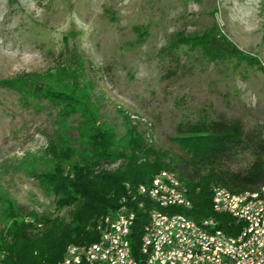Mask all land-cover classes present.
Returning <instances> with one entry per match:
<instances>
[{"label": "rangeland", "instance_id": "obj_1", "mask_svg": "<svg viewBox=\"0 0 264 264\" xmlns=\"http://www.w3.org/2000/svg\"><path fill=\"white\" fill-rule=\"evenodd\" d=\"M214 26L247 61H212L184 42ZM61 69L73 74L67 83L90 90L101 122L118 137L126 123L136 125L166 162L184 153L174 139L193 123L240 120L245 132L264 137V0H0V233L7 240V200L24 208L34 232L70 219L72 209L59 207L36 173L46 167L49 141L73 138L79 117L63 126L58 106L2 83ZM252 158L244 150L229 164L239 170Z\"/></svg>", "mask_w": 264, "mask_h": 264}, {"label": "trees", "instance_id": "obj_2", "mask_svg": "<svg viewBox=\"0 0 264 264\" xmlns=\"http://www.w3.org/2000/svg\"><path fill=\"white\" fill-rule=\"evenodd\" d=\"M184 42L200 49L212 61L248 59L217 26ZM167 51L178 65L179 59L171 48ZM69 77L73 74L61 69L45 77L24 73L2 82L24 99L46 100L58 106L56 117L63 126L69 117H79L73 138L59 134L57 140L49 141L43 158L46 167L36 173L44 188L55 194L59 207L72 209L69 221L56 220L41 232H34L24 208L7 200L3 212L10 237L7 240L0 233L3 264H61L67 245L98 241L100 221L128 201L137 209L129 238L131 249L137 254L141 229L147 219L140 206L152 204L136 194L135 187L148 183L163 168L176 173L192 203L188 210L173 211L197 223L211 218L224 233H238L239 223L230 215L213 210L211 188L218 185L236 194L264 184L261 132H245L240 120L219 118L193 123L174 139L184 153L166 162L164 151L148 142L136 125L126 123L124 135L118 137L113 126L100 121L99 108L93 104L90 90L76 82L67 83ZM244 150L251 152L252 160L244 168L233 170L229 163Z\"/></svg>", "mask_w": 264, "mask_h": 264}, {"label": "bare ground", "instance_id": "obj_3", "mask_svg": "<svg viewBox=\"0 0 264 264\" xmlns=\"http://www.w3.org/2000/svg\"><path fill=\"white\" fill-rule=\"evenodd\" d=\"M156 180H164V182H166V188L172 193V198L158 194V191H163V183H158ZM212 188H215V193L225 195L229 203L256 202V204H261V210L257 211L256 225H251V222L240 223L238 233L235 235L224 233L217 227V222L211 218H207V221L210 225H215V228H212L210 225L195 226V233L199 235L212 234L213 244L210 242H199V236H191V243H197V249L201 252H206L207 255H213L214 258L222 260L223 263H231L232 254H243L248 252L249 244L253 236L257 235V237H264V184L256 190H247L236 194H233L226 188L218 185H215ZM135 192L150 201L148 204H152V207L140 206L141 209L147 213V219L144 222L142 229H147L149 222L153 220H156L158 224H200L183 213L173 211V209L176 208L185 210L190 209L191 201L187 197V189L185 185L176 173L171 170H159L148 183L137 185L135 187ZM212 203L215 209V205H218V198H212ZM120 207L115 209L116 211L114 214L111 213L105 215L98 224L97 230L100 231V238L99 240L97 239L98 241L87 245L69 246L61 264H75V260H68V258H78V250L76 249L79 247H81V249H88L95 244H103L107 237V233L112 229L113 219L124 218V214H128L127 205H121ZM118 238L119 239H116V247L119 251V259L127 260L130 256H133L130 258V264H140L141 254L133 253L129 242L130 234L127 233L126 227L118 228ZM152 260H159V250H152ZM0 264H3L1 262V257ZM94 264H109V261H106V256H97L94 257ZM152 264H159V261H152ZM160 264H172V262L160 261Z\"/></svg>", "mask_w": 264, "mask_h": 264}, {"label": "built area", "instance_id": "obj_4", "mask_svg": "<svg viewBox=\"0 0 264 264\" xmlns=\"http://www.w3.org/2000/svg\"><path fill=\"white\" fill-rule=\"evenodd\" d=\"M156 181L163 183V191H158V194L172 198V193L166 188V182L164 180ZM211 198H218V205H215L213 210L230 215L235 222L239 223V226L243 222H251V225H256L257 211L261 210V204H256V202L229 203L225 195L215 193V188H211ZM126 205H128V214H124V218L113 219L112 229L107 233L103 244H95L88 249L79 247L76 249L78 258H68V260H75V264H94V257L106 256V261H109V264H130V258L133 256L127 260H120L116 247V239H119L118 228L126 227L127 233L132 234L135 225L137 209L130 201ZM197 225L210 224L207 219L202 220L200 224L190 225L158 224L156 220L150 221L147 229H141L137 249V253L141 254L140 264H152V261H159V264L160 261H169L172 264H264V237L253 236L247 253L232 254V262L223 263L213 255H207L206 252L198 250L197 243H191V236H199V242L213 244L212 234L199 235L195 233ZM210 226L215 228V225ZM152 250H159V260H152ZM41 264L47 263L41 262Z\"/></svg>", "mask_w": 264, "mask_h": 264}]
</instances>
